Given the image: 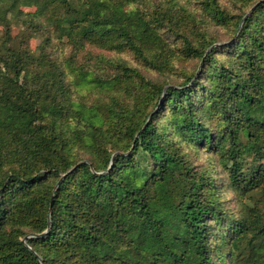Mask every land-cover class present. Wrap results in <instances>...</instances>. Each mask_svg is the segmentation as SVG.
<instances>
[{"label":"trees","instance_id":"16d2710c","mask_svg":"<svg viewBox=\"0 0 264 264\" xmlns=\"http://www.w3.org/2000/svg\"><path fill=\"white\" fill-rule=\"evenodd\" d=\"M137 1H0V264H264V206L254 199L264 198V0H234L240 15L201 0L206 16L129 9ZM11 11L30 35L12 37ZM213 24L233 28L227 45H216ZM59 41L69 59L89 46L131 52L163 74L178 58L201 66L166 88L118 65L109 81L118 104L87 107L70 97ZM172 130L220 157L242 198L239 218L208 195L211 178Z\"/></svg>","mask_w":264,"mask_h":264},{"label":"rangeland","instance_id":"374dc122","mask_svg":"<svg viewBox=\"0 0 264 264\" xmlns=\"http://www.w3.org/2000/svg\"><path fill=\"white\" fill-rule=\"evenodd\" d=\"M1 1V0H0ZM201 0H138L135 4H133L129 9H135L141 12H154L159 10L158 12H164L167 8H171L172 10H176L179 7H183L191 12L201 11L202 6L200 4ZM221 5L226 8L227 12L231 15H240L243 13L244 9L241 8V3L234 0H220ZM3 3L0 2V5ZM22 11L34 12V8L28 7H20ZM204 13V12H203ZM206 16V14L204 13ZM19 14L16 11H11L8 13L9 23L12 28V37H18L23 33L27 35L31 32L27 31V29L22 25L20 19H18ZM232 29H229L228 26H222L213 24L210 27V35L217 40L216 45H227L230 41V37L232 36ZM6 25L4 22L0 20V38L5 35ZM46 34L42 32L37 36H34L30 39V45L33 50H36L39 45L45 43ZM177 38H172L171 42H176L174 46L179 47L180 41ZM56 53H60L63 57L67 58L68 67L71 69L68 70L67 74V82L71 84V90H69L70 97L74 99V101L83 103L85 106H93L100 102L109 101L112 102L114 99V103L118 104L119 102V93L114 94V90H110L109 81L112 77H116L118 75L117 66L118 65H126L130 67H134L143 71L144 75L151 79L152 81L158 83L161 86L167 88L169 86H177L182 85L188 80V77L197 69H200L201 63L198 60L193 59H182L178 58L174 67L166 72V73H158L149 68H146L143 63L136 59L133 53L131 52H121L117 53L114 51L101 50L98 48L87 47L85 51H82L78 54H74V59H69V56H72L71 48H68L61 41L56 44ZM77 69L78 73L87 77L88 80L82 81L83 75L75 73L72 69ZM85 72V73H82ZM205 82V81H204ZM102 86V87H101ZM203 93L198 94V98H201ZM126 101H130L127 99ZM123 99L121 102H126ZM170 112L167 111L164 113V116L159 118V122L166 126L165 115H169ZM169 121V120H168ZM214 125V122H211ZM170 136L175 137V140L179 143V140L174 134L172 130ZM183 139H181L182 143ZM179 143L180 147H182L183 152L189 156L194 167H197L201 171H206L207 175L211 178V185L207 189V193L215 195V201L221 206L223 211H225L230 217H235L236 219L242 215V201L241 195L234 190L229 181L227 180V175L225 174L222 165L220 164V157L215 153L208 150V148L201 149L200 147L193 148L188 143ZM245 160H250L249 155H245ZM252 199V198H251ZM249 197H246L244 205H248ZM254 199H257L259 203L264 206V198L262 195L258 194L254 196ZM232 222V221H231ZM230 222V223H231ZM214 228H216V224L212 223ZM220 228V227H219ZM228 228V227H226ZM214 231L213 239L215 234ZM230 234L222 233V237L216 240V247H222L221 239L229 238ZM230 250H227L228 254V262L230 261Z\"/></svg>","mask_w":264,"mask_h":264}]
</instances>
